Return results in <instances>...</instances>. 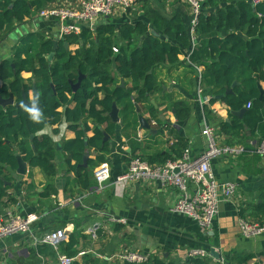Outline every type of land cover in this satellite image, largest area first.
I'll return each mask as SVG.
<instances>
[{
  "label": "crops",
  "instance_id": "obj_1",
  "mask_svg": "<svg viewBox=\"0 0 264 264\" xmlns=\"http://www.w3.org/2000/svg\"><path fill=\"white\" fill-rule=\"evenodd\" d=\"M144 3L138 0L133 7H118L113 14L100 15L91 24H85L84 29L94 30L100 24L110 22L117 26L126 22L134 23L136 19L144 17ZM148 3L168 17L175 14L181 16L193 34V10L186 0H149ZM80 4L81 0H54L47 7L59 5L78 8ZM39 12L40 10L34 11L31 16L16 22L1 38L0 64L5 59L12 60L21 38L28 33H41L46 39H57L58 43L64 37L60 19L54 16L45 17ZM116 40L118 52L119 36ZM201 44V38L195 37L194 45ZM79 47V43L69 45L72 52ZM191 51L192 48L185 49L180 54L178 63H167L155 68L154 74L161 89L152 93L148 101L140 103L142 114L149 119L154 133L139 130V122L136 130L122 125V106L117 103L120 120L115 131H107L109 137L104 141L107 142V152L94 147L87 148V164L82 163V166L90 167L94 175L95 169L104 162L95 161L89 165V160H95L98 155H105V162L111 168V178L103 191L81 186L75 171L65 164L63 153L56 160L58 172L52 178L47 177L42 168L31 166L29 162L24 175L13 172L8 194L16 201L8 204L4 199L3 203H0V212L5 213L6 209L11 207L18 215L36 213L39 219L27 232L0 238V264H58V252L65 253L66 243L72 234L78 239L74 248L76 253L72 256L75 261L80 262L88 255H93L101 261V255L109 256L125 249L141 250L167 261L184 262L188 259L187 251L190 248L215 246L226 261L238 253H254L256 257L251 259L249 264H264V256L261 255L264 251V233L250 238L243 236L239 228L241 214L232 201L220 204L212 227L206 229L193 219L172 210L180 196L176 187L164 186L159 181L146 179L118 182V178L127 171L135 148H138L137 155L164 153L182 138L187 142L191 154L198 156L208 148L209 140L203 133L208 126L214 129L219 146L243 144L252 147L258 144L263 136L264 105L259 111L261 120L255 122L254 116H247L248 109L252 106L248 107L246 104V110L241 115L235 114L221 98L212 94L210 86L203 84V97L215 99L204 105L210 111L209 114L205 112L197 95L198 70L191 65ZM200 66L203 72L205 66ZM111 74L116 77L113 87L132 86V80L121 77L115 69L112 68ZM21 77L30 84L37 80L32 71L21 72ZM235 81L229 87L228 93L233 92L236 85L245 86L243 77H237ZM259 86L264 87V79L258 81V88ZM136 95V92H133L134 98ZM98 96L103 97L104 93L100 91ZM29 97L32 99V90ZM177 101H184L191 106V114L188 117L178 118L174 105ZM71 105H74V102ZM135 118L138 120L137 111L136 116H130L126 124ZM222 121L229 124L237 121L242 127H223ZM88 123L92 128L87 135L91 137L94 135V124L91 119ZM57 127L59 131L53 133V129ZM105 127L103 126L104 129ZM42 133L53 136L58 149H61L63 140L76 136L75 130L64 124L47 125L40 132ZM75 163L76 161L72 160V164ZM212 169L218 182L233 181L237 184L234 202L238 206L242 205L246 214L250 213L253 204L261 199L260 190L264 186V156L254 153H245L238 157L221 154L212 160ZM112 216L123 218L125 221H115ZM57 228H65L68 238L61 243L58 250L42 246L44 252H39L38 245L43 243H36L35 238ZM91 229L96 230L95 236ZM212 258V263L217 264V259Z\"/></svg>",
  "mask_w": 264,
  "mask_h": 264
},
{
  "label": "trees",
  "instance_id": "obj_2",
  "mask_svg": "<svg viewBox=\"0 0 264 264\" xmlns=\"http://www.w3.org/2000/svg\"><path fill=\"white\" fill-rule=\"evenodd\" d=\"M53 1L0 0V40L16 22L46 8ZM142 1L145 2L144 17L134 23L117 26L110 22L100 24L94 30L86 28L80 35L64 36L56 49L52 39H46L41 33H28L21 38L12 60L1 62L0 96L9 97L13 93L17 101L22 100L23 92L30 96L35 83L41 109L34 120L26 111L31 108L26 104L0 105V203L4 199L8 204L16 201L9 196L8 189L13 172L18 168V155L31 166L42 168L45 175L52 178L58 172L56 160L63 153L65 164L75 171L79 184L87 189L95 187L90 167H84L82 163L88 147L107 152L104 132L115 131L117 125L109 115L113 103L116 101L122 106L125 127L136 130L137 118L129 120L128 124L126 121L130 116H136V103L140 105L148 101L152 93L161 89L154 74L155 68L178 63L185 49L192 48V66H205L202 85L210 86L212 94L221 98L231 111L240 110L251 102L247 116H254L255 122L261 120L259 111L264 105V97L260 99L258 81L264 79V0L257 4L250 0L203 2L193 33L202 40L199 46L194 45L192 34L181 16L175 14L168 17L150 5L149 0ZM117 36L120 40L118 52ZM73 43L80 44L74 52L69 49ZM53 51L54 57L50 61L48 55ZM112 68L121 77L130 78L132 86L113 87L116 77L111 74ZM23 71H32L37 80L32 84L26 83L21 77ZM80 73L88 77L74 91L70 80L77 82ZM237 77H243L245 86L236 85L234 91L228 93ZM100 91L104 93L103 97L98 96ZM133 92L137 94L135 98ZM214 100L212 98L211 102ZM73 102L74 105H71ZM174 105L179 119L191 114V106L186 102L177 101ZM204 109L209 114L206 106ZM89 119L94 124V135L91 137L87 135L92 128ZM236 122L229 124L222 121L221 125L231 129L242 127ZM62 124L75 130L76 136L63 140L61 149H58L53 136L40 132L47 125ZM103 126H106L105 129ZM262 128L264 130V125ZM58 131L59 127L53 129V133ZM263 137L264 134L261 139ZM187 147V142L180 138L167 152L137 155L138 148H135L132 157L139 156L150 163H164L181 157ZM72 160L76 163L72 164ZM95 161L105 162V155L90 159L89 165ZM260 198L262 201L255 202L250 213L246 214L245 208H242L240 214L250 221L264 224V186L261 187ZM46 244H39L37 250L44 252L42 246L54 248ZM77 244L78 239L72 234L66 243L65 253L74 255ZM261 255L264 256V251ZM254 257V253H238L226 264H249ZM211 259L193 257L178 262L154 256L144 264H213ZM74 264L115 263H102L93 255H88L84 261H75Z\"/></svg>",
  "mask_w": 264,
  "mask_h": 264
},
{
  "label": "built area",
  "instance_id": "obj_3",
  "mask_svg": "<svg viewBox=\"0 0 264 264\" xmlns=\"http://www.w3.org/2000/svg\"><path fill=\"white\" fill-rule=\"evenodd\" d=\"M138 0H81L78 8L71 6H50L41 9L39 14L45 17L54 16L61 21L62 36L81 34L85 24H91L98 16H109L116 8L133 7ZM192 7L193 18L191 20L192 32L198 24V16L201 12V4L205 0H186ZM263 0H252L257 4ZM192 38L195 39L194 34ZM198 70L197 95L202 107L211 102L210 98L203 97L202 71L200 65H195ZM248 107L251 102H248ZM155 124L156 121H153ZM203 133L207 135L209 143L206 151L198 156L191 154L187 147L181 157L168 160L164 163H150L149 161L134 156L130 159L129 166L119 178L118 182L128 180H155L164 186H174L178 189L180 196L172 210L178 214L187 216L196 221L201 227L211 228L218 213L220 204L224 201H232L237 210L241 211L242 205L234 202L237 184L233 181L220 183L214 176L212 160L221 154H230L238 157L245 153H254L264 156V137L254 146L222 145L216 141L214 129L206 127ZM95 189L103 191L107 181L111 178V168L107 162L100 164L94 171ZM115 221L124 222L123 218L111 217ZM39 219L36 213L25 216L18 215L8 207L6 212H0V238L15 233L27 232L31 225ZM239 228L243 236L250 238L264 233V224L258 221H250L240 216ZM96 235V230L91 229ZM68 238L65 228H57L35 238L36 243H47L56 250L63 241ZM104 263L144 264L154 257L151 253L136 249H125L113 255H101ZM187 257H213L209 248L194 247L187 251ZM75 257L64 252H58V264H74ZM218 264H226L223 258L217 259Z\"/></svg>",
  "mask_w": 264,
  "mask_h": 264
},
{
  "label": "water",
  "instance_id": "obj_4",
  "mask_svg": "<svg viewBox=\"0 0 264 264\" xmlns=\"http://www.w3.org/2000/svg\"><path fill=\"white\" fill-rule=\"evenodd\" d=\"M250 2H252V0H250ZM54 49H56V47L58 46V40H54ZM65 45L68 46V43L65 42ZM54 57V51L51 52L48 55V59L50 61H52ZM88 77L87 74L84 73H80L79 78L77 80V82H74L72 80H70V83L72 85V88L74 91H77L81 85L84 79H86ZM237 82V81H235ZM124 83V80H122V84ZM53 85V84H52ZM260 88V92H261V96L260 98H262V95H264V87L259 86ZM38 96H39V91L36 87V84H33V88H32V99L29 97V94H27L25 91L23 92V99L17 101L15 95L13 93H10L9 97H2L0 96V105L1 106H8V105H22V104H26L28 106H30L31 108H35L37 110V112L40 111L41 107L40 104L38 102ZM136 105V111L138 113V122H139V130H148L150 131V133H154V129L149 121V119H147L143 114H142V109L140 107V105H138L137 103ZM246 110V107L240 109V110H233L232 112L235 114H239L241 115L244 111ZM119 107L117 105V102L115 101L112 105V110L110 111L109 115L112 119L113 122L117 123L120 120V115H119ZM122 125H124V122H122ZM105 136H104V141H106L109 137V135L107 134V132H104ZM18 168L16 170V173L19 175H24L27 172V162L25 160H23V158L18 155ZM87 154L84 156V160H83V165H86L87 163ZM262 200L259 199V202H261ZM211 255L216 258V259H220L221 257V253L217 250V248L215 246H210L209 247Z\"/></svg>",
  "mask_w": 264,
  "mask_h": 264
},
{
  "label": "clouds",
  "instance_id": "obj_5",
  "mask_svg": "<svg viewBox=\"0 0 264 264\" xmlns=\"http://www.w3.org/2000/svg\"><path fill=\"white\" fill-rule=\"evenodd\" d=\"M26 111L29 112L30 116L32 119H37V110L35 108H29V109H26Z\"/></svg>",
  "mask_w": 264,
  "mask_h": 264
}]
</instances>
